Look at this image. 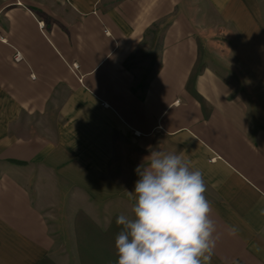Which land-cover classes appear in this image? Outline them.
<instances>
[{"label": "crops", "instance_id": "obj_1", "mask_svg": "<svg viewBox=\"0 0 264 264\" xmlns=\"http://www.w3.org/2000/svg\"><path fill=\"white\" fill-rule=\"evenodd\" d=\"M152 24L160 65L141 97L125 61ZM221 24L238 92L208 63ZM246 65L264 78V0H0V264H76L81 219L106 231L128 214L151 151L202 172L210 264H264V91L242 86Z\"/></svg>", "mask_w": 264, "mask_h": 264}, {"label": "clouds", "instance_id": "obj_2", "mask_svg": "<svg viewBox=\"0 0 264 264\" xmlns=\"http://www.w3.org/2000/svg\"><path fill=\"white\" fill-rule=\"evenodd\" d=\"M116 218V264H210L218 237L206 182L182 154L151 151Z\"/></svg>", "mask_w": 264, "mask_h": 264}, {"label": "rangeland", "instance_id": "obj_3", "mask_svg": "<svg viewBox=\"0 0 264 264\" xmlns=\"http://www.w3.org/2000/svg\"><path fill=\"white\" fill-rule=\"evenodd\" d=\"M115 1H118V0H104V2L107 4L113 3ZM226 27H227L226 25L223 26L222 24L221 26H218V27L212 26V28L208 26V28H210L209 30L218 31V34H213L212 36H210L211 38L210 40L213 41L211 51H212V54L215 55L216 57L215 58L210 57L208 63H210L211 66H213L219 73H221L225 77V79L231 82L232 86L234 87V92H238L241 89V85L237 81L238 79L235 78L233 73L225 71L222 68L220 62L218 61L220 60V61H223L224 63H227L229 62L231 58H234V57L236 58L237 56L236 51L228 49L229 43H232V38H231V35L228 34ZM224 45L226 48L224 47ZM142 48L144 50H148L149 55L146 56V55L141 54L140 52L139 53L137 52L135 58L132 59L131 61L133 69L141 77L143 75L144 70L146 69L147 65L150 62L151 55H158V50L153 47H150L149 39L146 40V43L142 46ZM247 57L248 56L246 55V59ZM235 68L239 69V71L241 72L240 76L243 79L242 86H244L246 90H248L249 92L250 91L253 92V90L255 89H256L255 90L256 92L264 91V78H258L257 74H255L254 70L251 67H248L246 65L244 67L235 66ZM257 69L259 70V68ZM260 72L261 73L259 74L264 76V68L260 69ZM257 82L258 84L255 85V83ZM259 82L261 83V85H259ZM81 220L83 221H81L80 223L81 225L77 229V236L79 240H75L76 246H77L76 247L77 254H78V260L76 264H82L80 260V256H79V245H81L83 248H88V249L95 248L96 247V235H97V230H98L97 228L94 227L93 224L89 223L86 218L85 219L83 218ZM46 259L49 261L50 264L58 263L55 260H51L49 258H46ZM63 260H64L62 261L63 264H74L72 260H69V261L65 259ZM59 263H61V260L59 261Z\"/></svg>", "mask_w": 264, "mask_h": 264}, {"label": "trees", "instance_id": "obj_4", "mask_svg": "<svg viewBox=\"0 0 264 264\" xmlns=\"http://www.w3.org/2000/svg\"><path fill=\"white\" fill-rule=\"evenodd\" d=\"M150 40V47H153L157 50L161 48V36L159 35V29L157 24H152L147 30L145 31L144 38L138 47L135 49L133 53L129 55L127 61H125V66L127 68H132V59L135 58L136 53L140 52L143 55L148 56V50H144L142 46L146 43V40ZM199 51H201V45L198 44ZM160 65L159 56L158 55H151L150 62L147 65L146 69L143 72V75L139 82L136 85V88L139 89L141 97L143 96L145 90L149 85V80L151 77L156 73L158 67ZM198 68H193V73L191 78L189 79V86L192 85V81L196 75ZM193 77V78H192ZM136 88L134 90H136ZM191 93L195 99L201 104L204 108L206 106L205 100L194 90L190 87ZM120 231V227L116 224L113 228L107 231L97 230L96 235V247L93 249L83 248L79 245V256L82 264H116L117 256H116V249L114 246L115 237ZM37 264H50L49 261L44 258L40 260Z\"/></svg>", "mask_w": 264, "mask_h": 264}, {"label": "built area", "instance_id": "obj_5", "mask_svg": "<svg viewBox=\"0 0 264 264\" xmlns=\"http://www.w3.org/2000/svg\"><path fill=\"white\" fill-rule=\"evenodd\" d=\"M20 59H21L20 54H19L18 52H16V53L14 54V56H13V60H14V61H19Z\"/></svg>", "mask_w": 264, "mask_h": 264}]
</instances>
